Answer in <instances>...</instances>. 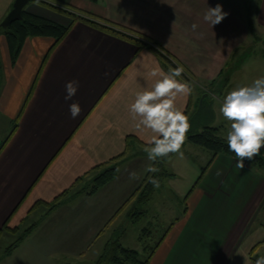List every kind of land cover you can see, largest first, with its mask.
I'll return each mask as SVG.
<instances>
[{
	"label": "crops",
	"instance_id": "1",
	"mask_svg": "<svg viewBox=\"0 0 264 264\" xmlns=\"http://www.w3.org/2000/svg\"><path fill=\"white\" fill-rule=\"evenodd\" d=\"M57 1L142 33L182 65L185 78L178 79L193 91L176 104L193 132L216 127L226 139L230 122L219 112L224 97L264 77L257 69L264 65L251 63L250 57L241 60L264 40L223 0ZM13 2L0 0V23ZM217 4L228 15L211 26L203 17ZM24 11L70 25V30L50 51L52 38H25L13 62L0 33V146L6 142L0 151V235L14 234L35 208L43 207L31 232L9 254L0 253V264H94L108 240L117 237L123 245L129 223L134 224V242L124 247L137 250L141 235L154 229L152 221L144 224L148 216L165 222L146 264H255L264 257V175L247 162L241 170L236 158L224 153L212 158L208 149L185 141L183 156L172 154L164 163L169 182L195 174L186 194L171 188L181 198L179 212L178 205L172 210L159 203L152 209L147 202L137 204L138 188L153 164L143 151L153 134L136 128L129 105L160 78L154 71L169 70L158 55L32 0ZM72 80L79 88L66 101L65 85ZM73 102L81 107L75 119L69 113ZM205 106L207 123L197 118ZM189 155L208 159L196 167ZM119 156L112 180L91 195L65 196L67 202L43 215L47 204L77 180ZM133 171L138 179H130ZM129 206L143 212L135 222L123 214Z\"/></svg>",
	"mask_w": 264,
	"mask_h": 264
},
{
	"label": "clouds",
	"instance_id": "2",
	"mask_svg": "<svg viewBox=\"0 0 264 264\" xmlns=\"http://www.w3.org/2000/svg\"><path fill=\"white\" fill-rule=\"evenodd\" d=\"M222 5L209 7L203 19L211 26L217 25L227 17ZM197 28L196 24L192 29ZM185 68L177 64L167 72L157 69L153 76L160 78L155 81L150 90L138 92L133 103L129 105V113L137 121L138 130H150L153 134L149 146L143 148L151 162L168 157L170 154L183 156L182 147L190 130L189 117L178 107V97H186L193 91L192 86L182 79ZM79 82L72 80L66 83L65 100H71L76 95ZM223 118L230 122L226 140L228 149L237 158L236 167L243 170L245 161H251L264 148V77L257 78L250 86H238L229 91L219 108ZM70 116L75 119L81 113L78 102L69 104ZM151 173L159 171L151 164L146 169ZM130 179H138L133 171ZM148 182L159 187V181L149 176ZM255 264H264L260 257Z\"/></svg>",
	"mask_w": 264,
	"mask_h": 264
},
{
	"label": "trees",
	"instance_id": "3",
	"mask_svg": "<svg viewBox=\"0 0 264 264\" xmlns=\"http://www.w3.org/2000/svg\"><path fill=\"white\" fill-rule=\"evenodd\" d=\"M35 1L49 9H52L58 13H61L67 17H69L72 21L79 20L82 21L90 26H93L97 29H100L106 33L111 35H115L126 39L132 43H134L138 48L148 47L149 49L153 50L162 61L163 65L168 68H175L176 65L171 61V59L163 52L160 51L156 46L157 44L149 43V39L135 30L122 26L120 24L113 23L109 20L100 18L98 16L92 15L86 11H83L79 8L68 4H62L57 0H32ZM22 18L19 21H13L9 24L6 28L0 27V33L4 34L9 51L11 53V60L12 62L15 60L18 51L21 48V45L25 38L29 36H40V37H49L53 39V44L49 48V51L52 50L69 32L70 25H62L56 22H53L49 19L40 17L38 15H34L28 13L26 11H22ZM182 78H185V74H182ZM15 128V127H14ZM14 130V129H13ZM185 141L191 142L193 144L202 146L212 153V158L215 157L219 153H224L226 155L232 156L236 158L235 154L230 152L227 145V140L218 134V128L211 127V126H204L198 132H193L189 130L187 133V138ZM4 141L0 146V151L3 148ZM261 150L260 154L256 156L251 161H245L254 167L256 165L260 166L264 164V157H262ZM170 154L168 157L160 159L156 162H153L152 166L157 167L159 169L156 173L148 172L145 180L138 188V205H142L147 200H149L155 191L154 185L148 182L149 176L157 179L159 182L164 176L169 175L167 173V169L162 167V164L171 156ZM122 156V155H121ZM119 157H114L109 161L107 164L99 165L95 167V172L90 175L87 179H83V177L78 181V183L74 184L70 189L63 191L58 197H56L51 203L47 204V212L43 215L47 214L51 210L55 209L59 205L67 202L69 199L80 195H91L96 190H98L101 186L105 185L107 182L112 180L116 174L117 166L119 164ZM211 158V159H212ZM237 159V158H236ZM206 167L201 168V175L204 173ZM199 176V178L201 177ZM67 196L69 199L65 201L64 197ZM143 212L140 208H133L128 212V216L131 222H135L138 218L142 216ZM39 222H33L30 224L29 227L25 228L22 233L18 236V238L8 246L5 251L4 255L9 254L22 240L23 238L28 235L31 230L36 226ZM19 227L14 228L13 231L16 233ZM151 253V252H150ZM149 253V255H150ZM139 251L124 247L118 240L117 237H114L108 240L104 247L96 259L94 264H146L148 261L149 255L144 259L141 260L139 258ZM255 259V258H254ZM257 259H255L256 261Z\"/></svg>",
	"mask_w": 264,
	"mask_h": 264
},
{
	"label": "rangeland",
	"instance_id": "4",
	"mask_svg": "<svg viewBox=\"0 0 264 264\" xmlns=\"http://www.w3.org/2000/svg\"><path fill=\"white\" fill-rule=\"evenodd\" d=\"M223 2L227 5H232L235 7V9L237 10V14L240 15H244V19L247 20V24L249 25V22L252 23V25L254 24V30L257 31L258 37H260L262 40H264V0H223ZM259 24V25H258ZM257 25V27H256ZM256 27V28H255ZM254 49H252L251 51H247L244 53V56L241 60L249 58V61H251V63H257L256 65H264V45L258 44V46H254ZM234 58L232 59L231 63L234 62ZM229 63V66L230 64ZM255 65V66H256ZM251 69H256V68H251ZM258 71L262 72L264 71V67L261 68H257ZM206 105V104H205ZM207 112H209V108L208 106L202 107L201 110L197 111V118L198 121L201 120V122L203 123H207L208 119H202L203 118V114H207ZM213 115V114H212ZM219 116L218 113L216 114V122H218ZM187 155H185L184 157H186ZM189 157L193 158L191 161L192 163H194V165L196 167H200L206 164L207 159L205 157V155L200 156V155H196L195 156H191L189 155ZM262 157H264V152H262ZM195 160V161H194ZM176 163H179L180 160L176 159L175 160ZM166 164H162V167L166 169ZM259 172V174L264 175V164H261L260 166L256 165L255 167ZM179 173H181L179 171ZM195 178V174L192 173H188V175L186 176V178L182 177L179 175V177L176 178V180L174 182H169L168 176H164L161 181L159 182V187H156V192L153 195V197L149 200H147L146 203V208L149 209L152 207H154V204H158V206H165V207H173L172 210H175V208L178 205V212L181 209V198H176L174 192L171 190H177L178 193L182 194H186L189 190H190V182H192L191 180H194ZM170 203H168V202ZM130 206L126 207L125 210L123 211V214L125 215L127 212H129L130 210ZM43 212V207L40 206L38 208H35L30 215L28 216V218L26 220H24L20 226L19 229L16 233L14 234H6V233H2L0 235V253L3 252L5 250V248H7L8 246H10L17 238L18 236L22 233V231L29 227L30 224H32L33 222H36L37 220H39V217L41 216ZM149 214L151 215L152 213ZM152 221V225H153V230L151 232L150 235H141V242H137V240H135L138 244L137 246V250L139 251V258L141 260H144L150 253L151 249L153 248L155 242L158 240V238L162 235L163 231V227H164V222L165 220L160 219L159 217H146L144 218V224L145 222ZM143 224V219L140 221V225ZM134 232V224L133 223H129L128 224V231H127V235L124 239L123 242V246H131L130 243L134 242L133 240V236L132 233ZM96 247V246H95ZM132 247V246H131ZM130 247V248H131ZM91 255L93 256L94 253L93 251L90 252Z\"/></svg>",
	"mask_w": 264,
	"mask_h": 264
},
{
	"label": "water",
	"instance_id": "5",
	"mask_svg": "<svg viewBox=\"0 0 264 264\" xmlns=\"http://www.w3.org/2000/svg\"><path fill=\"white\" fill-rule=\"evenodd\" d=\"M30 0H14L12 4V8L8 12V14L5 16V18L0 23L1 28H6L9 24H11L13 21H19L22 18V11L25 7V5Z\"/></svg>",
	"mask_w": 264,
	"mask_h": 264
}]
</instances>
